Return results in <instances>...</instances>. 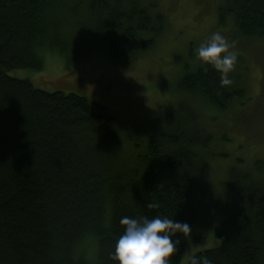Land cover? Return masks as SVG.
Returning <instances> with one entry per match:
<instances>
[{"label": "trees", "instance_id": "16d2710c", "mask_svg": "<svg viewBox=\"0 0 264 264\" xmlns=\"http://www.w3.org/2000/svg\"><path fill=\"white\" fill-rule=\"evenodd\" d=\"M147 0H0V264H117L111 259L123 216H167L191 227L189 243L211 232L219 247L196 253L213 264H264V159L235 165L220 193L207 180L214 138L181 107L175 126L156 121L146 151L123 155L125 135L104 106L78 94L45 92L8 71L44 68L46 51L72 64L102 50L117 61L151 50L166 28ZM244 38H264V0H227ZM221 87L210 65L178 83L225 113L247 98L237 82ZM192 98V97H191ZM229 184V185H228ZM159 202L149 209L147 203ZM93 244L95 254L87 249Z\"/></svg>", "mask_w": 264, "mask_h": 264}, {"label": "rangeland", "instance_id": "374dc122", "mask_svg": "<svg viewBox=\"0 0 264 264\" xmlns=\"http://www.w3.org/2000/svg\"><path fill=\"white\" fill-rule=\"evenodd\" d=\"M147 1L154 4L153 12L164 15L166 28L153 49H141L132 60L117 61L95 50L86 59L70 64L64 54L46 51L41 71L7 73L45 92L74 93L104 106L125 135L123 155L133 158L146 151L156 121L173 127L183 120L181 107L187 112L189 105L195 111L199 132L214 138L207 160L208 183L224 193L229 169L264 159V38H244L231 18H225L224 24L219 22V10L227 0ZM217 30L234 42L238 63L232 74L245 87L247 96L225 113L209 110L202 99L178 85L187 73L204 65L194 49ZM220 244L214 232L198 243H189L181 264H187L189 254ZM87 253L94 256L93 244Z\"/></svg>", "mask_w": 264, "mask_h": 264}, {"label": "clouds", "instance_id": "9594fccd", "mask_svg": "<svg viewBox=\"0 0 264 264\" xmlns=\"http://www.w3.org/2000/svg\"><path fill=\"white\" fill-rule=\"evenodd\" d=\"M234 42L217 30L194 49L196 58L204 65H210L220 75L221 87L231 86L234 81L231 74L238 63ZM149 209L159 208L156 201L147 203ZM123 233L118 237L115 248L110 253L117 264H173L180 241L173 237L177 234L188 236L191 227L167 216L157 215L129 217L119 221ZM187 264H213V260L204 254H189Z\"/></svg>", "mask_w": 264, "mask_h": 264}, {"label": "bare ground", "instance_id": "6f19581e", "mask_svg": "<svg viewBox=\"0 0 264 264\" xmlns=\"http://www.w3.org/2000/svg\"><path fill=\"white\" fill-rule=\"evenodd\" d=\"M220 141V140H219ZM224 177V176H223ZM227 178V177H226ZM229 185V184H228ZM205 239V238H204Z\"/></svg>", "mask_w": 264, "mask_h": 264}]
</instances>
